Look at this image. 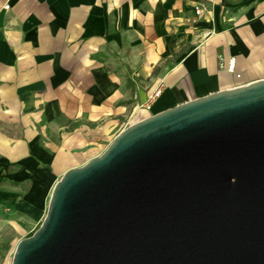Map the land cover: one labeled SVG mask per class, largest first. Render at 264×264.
Masks as SVG:
<instances>
[{"label": "crops", "instance_id": "1", "mask_svg": "<svg viewBox=\"0 0 264 264\" xmlns=\"http://www.w3.org/2000/svg\"><path fill=\"white\" fill-rule=\"evenodd\" d=\"M263 78L264 0H0V217H37L118 130Z\"/></svg>", "mask_w": 264, "mask_h": 264}, {"label": "water", "instance_id": "2", "mask_svg": "<svg viewBox=\"0 0 264 264\" xmlns=\"http://www.w3.org/2000/svg\"><path fill=\"white\" fill-rule=\"evenodd\" d=\"M11 264H264V78L144 117L66 170Z\"/></svg>", "mask_w": 264, "mask_h": 264}, {"label": "rangeland", "instance_id": "3", "mask_svg": "<svg viewBox=\"0 0 264 264\" xmlns=\"http://www.w3.org/2000/svg\"><path fill=\"white\" fill-rule=\"evenodd\" d=\"M119 132L120 131L118 130L110 138L109 142L105 143L99 152V155ZM61 176L62 175H56L53 179V184H55ZM20 186L22 191L29 188V184L24 182L21 183ZM51 190L52 187H50L49 192L42 203V209L37 217L26 218L18 211H13V213L7 212L5 217H0V264H11L13 252L18 241L32 235L40 226L46 213Z\"/></svg>", "mask_w": 264, "mask_h": 264}, {"label": "built area", "instance_id": "4", "mask_svg": "<svg viewBox=\"0 0 264 264\" xmlns=\"http://www.w3.org/2000/svg\"><path fill=\"white\" fill-rule=\"evenodd\" d=\"M195 14L200 17V16H203L205 14V9L203 7V5L199 4V5H196L195 6ZM231 70L233 68V65L231 64ZM161 92V89L160 88H157V90L153 93L152 98L156 97L159 95V93Z\"/></svg>", "mask_w": 264, "mask_h": 264}]
</instances>
